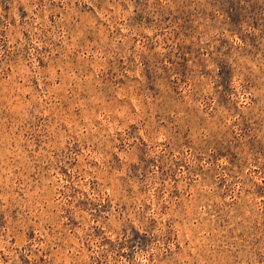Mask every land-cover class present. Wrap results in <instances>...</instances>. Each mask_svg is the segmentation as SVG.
Wrapping results in <instances>:
<instances>
[{"label": "rangeland", "instance_id": "rangeland-1", "mask_svg": "<svg viewBox=\"0 0 264 264\" xmlns=\"http://www.w3.org/2000/svg\"><path fill=\"white\" fill-rule=\"evenodd\" d=\"M0 264H264V0H0Z\"/></svg>", "mask_w": 264, "mask_h": 264}]
</instances>
